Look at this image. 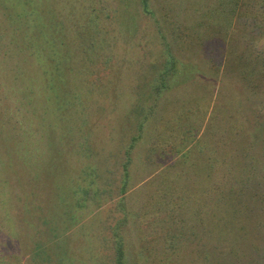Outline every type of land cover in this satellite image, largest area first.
I'll return each mask as SVG.
<instances>
[{
  "label": "rangeland",
  "instance_id": "rangeland-1",
  "mask_svg": "<svg viewBox=\"0 0 264 264\" xmlns=\"http://www.w3.org/2000/svg\"><path fill=\"white\" fill-rule=\"evenodd\" d=\"M215 1L152 0L163 32L139 0H50L75 57L66 91L87 105L64 109L66 126L0 12V264H117L120 239L124 264H264V175L233 203L243 214L215 213L264 154L262 88L246 82L261 77L264 37L247 69L258 72L242 77L221 53L253 58L238 38L254 19L237 8L228 35L207 41Z\"/></svg>",
  "mask_w": 264,
  "mask_h": 264
},
{
  "label": "trees",
  "instance_id": "trees-1",
  "mask_svg": "<svg viewBox=\"0 0 264 264\" xmlns=\"http://www.w3.org/2000/svg\"><path fill=\"white\" fill-rule=\"evenodd\" d=\"M139 3L145 15H148L152 19L157 18V21H159V23L161 22L163 26V30L161 29V31L164 32V26L166 27L169 22L167 21V14H163L164 11L160 13V10L162 8L161 4L158 2V10L156 11L153 8L154 5L152 0H139ZM237 8H240V11H243L245 13L243 20L249 18L254 19L253 25L244 30V35L241 38H238V41L240 42V40H242V42H244L242 43V45L245 47L251 45L249 46V48L252 49V54L254 52L256 53L252 55L253 58H248L244 55L233 54V50H229V52H227L226 49H223L221 54L222 56H226V60H228L226 64H230L232 66L238 67V69H242V77L250 79L253 77V73L258 72L257 70L247 69L248 66H251L252 61L255 58H258V53L256 51V46H258V44H256L257 42L255 39L257 38L258 40H261V37H264V0H216L210 12H216L215 14L220 17V21H217V23L215 24V28H213L212 30L216 32L210 34L211 37L207 41H209L210 39H214L217 34L219 37H225L228 35L227 30L224 28L229 27L234 21L235 17L233 15L234 12H236ZM0 12L5 15L10 26V42L14 43L15 46L18 47V49L20 47L21 51L24 50L29 52L31 55L36 56L35 59L40 62L41 70L46 80L45 86L46 88L48 87L47 89L48 93H50V101L53 102V106L55 107V111L57 113L55 115L61 118L60 121H65L64 126H66V124L68 125V122L66 120L68 118V115L64 109L75 108L74 114L72 116H78L84 108H87V105H85L84 99H81V97L79 96L69 94V91H66L67 89L65 86L67 84V77L73 78V76L71 75L74 71L71 69V64H73L75 57L73 56L72 52L68 50L66 34L64 32L65 26L62 21L58 20L56 12L53 9V5L51 4L50 0H0ZM257 16L259 17L258 19ZM239 18H242V15ZM245 25L248 26L247 23H245ZM230 29L231 28H229V30ZM80 31L81 28L78 27V32ZM161 36L164 40H166L167 37L162 32ZM169 48H171L170 45ZM169 60L171 62V66L167 70H165V72L161 73V75H158L159 77L157 76L158 87L162 89H165L168 86V71H171L172 73L177 69V61L173 57ZM210 60H212L211 57ZM259 60L262 62L261 65L263 67L261 77L258 76L257 80L246 82L252 84L253 86L256 85L258 89L262 88L260 91H262L263 97H260L257 100L259 102L256 105L261 107L258 110H260V113H263L261 117V119H263L264 53L259 55ZM190 66L191 67L187 69L189 71L192 70L193 64ZM187 70L185 71V73H187ZM74 76L75 79L79 78V75ZM232 110L237 114H244L242 105L233 103ZM55 111L53 110V112ZM249 118L250 117L247 116L248 123ZM239 120L240 122L242 121L241 118L237 117V119H235L236 122L232 124V127L237 126L236 123H239ZM261 148L262 150H264L263 146H261ZM259 152H261V149H259ZM246 167L247 174L244 173V176H247V179L242 178L240 181L236 180L237 184L229 183L228 185H226L229 187L224 188L221 191V194L223 195L217 198V208L215 212L216 214H219V212L221 214L230 213V215L227 216L232 217L231 215H240V213H242L241 210H239V207H236L233 203L237 201L241 204L240 198H244V189L246 188V183L248 184L250 182H253L254 180H257L259 176L262 178L261 175H264V154L253 155V159L247 163ZM252 168L256 169L257 172L251 170ZM240 169V171L242 172L240 173L243 174L244 168H242L241 166ZM240 173L237 174L234 179L241 176ZM257 174H259V176ZM227 177V174H223L218 178V181L224 182L225 180H227ZM204 184L205 183H203V185ZM260 184H264V182H260ZM0 185H2V181H0ZM235 186L240 188L238 189ZM2 189L3 187H0V204L4 202V193ZM261 191H263L262 193L264 195V188H262ZM243 203L244 201L242 202V204ZM230 222L234 224L232 221ZM224 224L227 226V223ZM217 226L218 225L216 224V227ZM238 233L240 234V231H238ZM220 235H226L225 229L222 228V232L220 233ZM242 236L244 235L240 234L239 239H241ZM116 250L117 264H124L125 250L121 239L118 241Z\"/></svg>",
  "mask_w": 264,
  "mask_h": 264
}]
</instances>
